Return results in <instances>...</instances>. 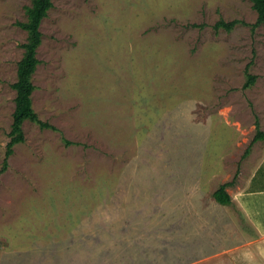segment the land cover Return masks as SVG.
Masks as SVG:
<instances>
[{
    "label": "rangeland",
    "instance_id": "374dc122",
    "mask_svg": "<svg viewBox=\"0 0 264 264\" xmlns=\"http://www.w3.org/2000/svg\"><path fill=\"white\" fill-rule=\"evenodd\" d=\"M32 3L0 0V170L28 39L18 22ZM53 3L32 96L57 129L24 121L25 141L0 174V264H177L182 242L180 259L193 264L191 251L197 260L205 249L184 228L192 190L180 171L193 161L206 177L215 169L211 194L264 149L257 141L246 154L256 115L264 129V23L252 28L253 0ZM220 19L241 22L227 31L214 27ZM248 73L256 79L245 88Z\"/></svg>",
    "mask_w": 264,
    "mask_h": 264
},
{
    "label": "crops",
    "instance_id": "0c3cea01",
    "mask_svg": "<svg viewBox=\"0 0 264 264\" xmlns=\"http://www.w3.org/2000/svg\"><path fill=\"white\" fill-rule=\"evenodd\" d=\"M244 162L243 170L236 177L221 183H229L226 190L231 196L230 204L216 200L214 192L220 185L211 194H205V181L221 176L215 169L206 177L203 164L193 161L187 168L189 171H180L179 176L191 177L187 182L192 190L191 222L187 223L190 227H184L183 209H176V222L182 231L185 228L192 232L197 240L193 247L205 249L202 252L205 257L197 260L192 259L196 253L191 251V263L264 264V149L255 151ZM235 209L242 219L236 216ZM183 248L182 242L176 249L177 264H184L185 259H180L185 257Z\"/></svg>",
    "mask_w": 264,
    "mask_h": 264
},
{
    "label": "trees",
    "instance_id": "16d2710c",
    "mask_svg": "<svg viewBox=\"0 0 264 264\" xmlns=\"http://www.w3.org/2000/svg\"><path fill=\"white\" fill-rule=\"evenodd\" d=\"M53 0H33V3L28 7L27 21L18 22V24L27 30L28 39L23 44L25 48L24 55L18 64L17 80L13 83L16 89V107L13 114V123L10 131V141L7 145L6 156L4 158L3 166L0 174L3 173L9 165L8 159L14 152V146L18 143L25 141V133L23 130V123L26 120L37 123L41 128L57 129V127L48 121L42 120L33 106V92L36 88L33 82V75L40 63L37 56V50L42 42V31L40 29L42 20L48 15L49 10L53 7ZM253 8L257 11V20L253 23L252 28L255 29L264 23V0H253ZM241 21L234 20H218L214 27L216 29H225L231 31L237 23ZM248 79L244 85L245 88L251 86L256 75L252 73L247 74ZM256 133L255 136L246 150V154L250 151L252 144L258 140H264V131L261 129L259 117L256 115ZM70 143L69 141H66ZM229 183L221 184L220 187L214 192V196L219 203L230 204L231 196L227 192L226 187Z\"/></svg>",
    "mask_w": 264,
    "mask_h": 264
}]
</instances>
